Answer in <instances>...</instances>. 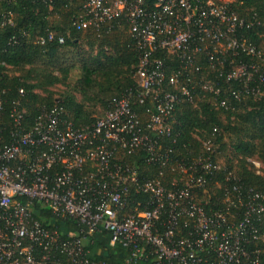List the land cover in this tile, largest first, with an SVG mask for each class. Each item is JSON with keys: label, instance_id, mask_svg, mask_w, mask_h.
I'll use <instances>...</instances> for the list:
<instances>
[{"label": "built area", "instance_id": "2783aa9c", "mask_svg": "<svg viewBox=\"0 0 264 264\" xmlns=\"http://www.w3.org/2000/svg\"><path fill=\"white\" fill-rule=\"evenodd\" d=\"M121 18L141 53L137 94L115 99L88 128H75L55 107L7 144L0 136V264H107L87 250L105 232L110 247L127 249L125 264H264V192L243 194L231 176L237 185L225 190L224 207L206 209L199 199L213 173L224 169L212 160L221 155L213 139L220 130L202 142L198 157L182 158L162 144L182 97L195 104L212 96L217 110L264 101V50L247 37L262 24L257 14L242 17L231 0H157L153 8L144 0H86L77 28ZM160 52L180 68L168 75ZM4 95L0 90V125ZM147 101L152 111L142 122L135 107ZM15 122L21 128L23 116ZM138 160L158 166L159 174L142 177ZM254 165L263 174L262 164ZM38 203L56 221L78 222L81 229L45 225L36 217Z\"/></svg>", "mask_w": 264, "mask_h": 264}, {"label": "trees", "instance_id": "16d2710c", "mask_svg": "<svg viewBox=\"0 0 264 264\" xmlns=\"http://www.w3.org/2000/svg\"><path fill=\"white\" fill-rule=\"evenodd\" d=\"M144 1L148 8L157 2ZM231 1L232 9L244 18L257 14L262 24L248 32L247 37L263 51L264 0ZM85 4L86 0H0V90L5 91L0 125L2 144L11 141L12 134L31 130L44 111L50 113L55 107L64 109L61 119L72 122L75 128L91 127L98 113L103 116L115 99L140 90L136 72L141 53L135 47L126 19L78 30L77 21ZM10 14L14 16L13 23L3 26ZM52 34L54 39L50 41ZM60 38L65 39L64 44L59 42ZM41 39L45 40L44 45ZM158 56L165 61L168 75L180 68L178 61L166 53L160 52ZM76 71L80 73L79 79L73 80ZM202 77L215 81L210 73L205 72ZM60 85L72 92L58 98L54 90ZM220 85L229 87L223 80ZM21 90L24 95L20 94ZM76 92L82 93L85 103L77 101ZM211 100L212 96L206 95L192 104L182 97L173 115L172 132L162 139V144L177 150L182 158H187L190 152L198 157L205 152L202 142L213 137L214 129L220 130L221 135L213 139L220 145L221 155L212 160L217 163L226 159V166L213 173L207 192L199 193L206 209H219L224 207L225 190L232 191L237 185L231 176L238 178L243 194L249 189L264 192V170L259 174L252 160H259L264 167V101L247 99L234 110H217ZM135 110L142 122L149 120L152 111L149 101L145 105L137 104ZM20 115L23 125L18 128L15 120ZM135 161L136 157L129 158V162ZM144 162L138 160L142 177L159 174L158 166ZM140 199L147 200V196ZM34 209L45 225H65L67 230L77 232L81 229L78 222L56 221L50 209L40 203ZM108 243L109 235L105 232L94 238V244H88L92 260L125 264L127 249L121 244L110 247ZM140 264H154V261Z\"/></svg>", "mask_w": 264, "mask_h": 264}, {"label": "rangeland", "instance_id": "374dc122", "mask_svg": "<svg viewBox=\"0 0 264 264\" xmlns=\"http://www.w3.org/2000/svg\"><path fill=\"white\" fill-rule=\"evenodd\" d=\"M79 71H76L74 74H73V80H77V79H79ZM54 92L57 94V96L58 95H60V94H65V92H72V90H70V89H68V87H65V86H62V85H60V86H57L56 88H55V90H54ZM74 93V92H73ZM76 95H77V101H79V102H82V103H85L86 102V100L84 99V97H83V95H82V93L80 94V93H78V92H76ZM58 98H59V96H58ZM102 115L101 114H99L98 113V115L96 116V117H101ZM253 161H255V162H259L260 163V161L259 160H257V159H252ZM219 163H220V165H222V167H224L225 168V166H226V159L224 160V159H221V160H219ZM263 166V165H262ZM264 168V167H263ZM101 253V252H100Z\"/></svg>", "mask_w": 264, "mask_h": 264}]
</instances>
